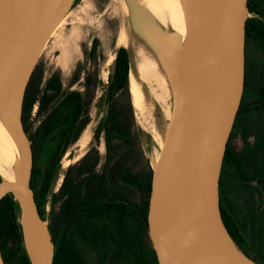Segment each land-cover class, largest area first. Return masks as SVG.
I'll list each match as a JSON object with an SVG mask.
<instances>
[{
    "label": "water",
    "instance_id": "water-1",
    "mask_svg": "<svg viewBox=\"0 0 264 264\" xmlns=\"http://www.w3.org/2000/svg\"><path fill=\"white\" fill-rule=\"evenodd\" d=\"M79 1L0 0V152L7 162L0 167L7 176L0 175V199L12 196L29 264H52L56 245L49 225L58 172L43 219L31 187L33 156L22 105L42 51ZM172 2L181 30L160 5L153 12L146 0H120V47L127 54L134 125L151 172L147 236L157 264H257L225 227L218 190L244 86L247 0ZM142 62L162 84L153 86L160 98L142 80ZM131 90L150 131L142 124ZM105 99L106 93L102 105ZM104 113L100 108L99 116ZM0 264H5L1 250Z\"/></svg>",
    "mask_w": 264,
    "mask_h": 264
},
{
    "label": "trees",
    "instance_id": "trees-1",
    "mask_svg": "<svg viewBox=\"0 0 264 264\" xmlns=\"http://www.w3.org/2000/svg\"><path fill=\"white\" fill-rule=\"evenodd\" d=\"M249 24V20L246 19L245 42L249 41L252 35L260 38L262 42L264 37L261 27L252 23L254 32H257L254 33L249 28ZM256 27H259V29H256ZM95 44L96 41L93 43L94 48ZM127 69V54L125 49L121 48L112 75L117 88L126 84ZM31 76L22 105L24 127L29 126L28 128H30L29 110L37 97L43 99L42 106L40 105L38 108L37 117L41 115L50 102L53 103V107L42 118L33 133L28 136L33 156L31 187L34 191L38 211L44 219V207L53 176L58 169L59 155L68 143L73 142L79 136L88 124L89 117L84 101L78 92H64L61 90L59 81L52 79L49 83L53 86L54 92L51 95L40 96L37 89V80L33 88H30ZM110 99L111 95L108 96L107 101L109 102ZM105 120L106 124L102 123L104 121L99 124L94 135L95 139L104 129L106 137L115 134L129 142L131 139V118L122 117L119 109L110 107ZM49 142H53L55 146L46 162L45 173L37 189L36 179L39 168L35 163L40 158L45 145ZM228 146L229 141L223 159L224 161L231 160V162H235L237 158ZM98 162L99 155L95 150H90L85 153L75 167L68 166L66 168L60 186L57 192L53 194L51 202L49 230L54 244L58 245L59 236L63 234L67 240L61 245V248L65 249L66 260H71L76 256L75 247L72 243L75 235L79 234L82 238L96 240L104 235L114 234L121 249L125 248L127 258L132 264H157L147 236L146 224L151 182L150 168L132 171L127 166L125 157L115 160L108 167V162H104L99 169L96 168ZM74 168L76 172H73ZM118 184H120V187H117ZM121 186L135 187L143 198V203L137 206L127 201L122 196ZM113 189L115 193H113ZM60 200L61 203H59ZM122 201H126L125 204ZM15 212L16 205L12 196L6 194L0 199V250L2 258L5 264H29L23 248L21 230ZM62 226L66 229H63L60 233ZM59 251L58 245L54 250L52 264H60Z\"/></svg>",
    "mask_w": 264,
    "mask_h": 264
},
{
    "label": "rangeland",
    "instance_id": "rangeland-1",
    "mask_svg": "<svg viewBox=\"0 0 264 264\" xmlns=\"http://www.w3.org/2000/svg\"><path fill=\"white\" fill-rule=\"evenodd\" d=\"M123 25L124 17L120 0H80L66 19L61 34L58 37L50 38L36 63V70L41 71L42 78H47L50 74H57L64 89L79 91L87 104V113L90 119L78 139L72 145L66 146L59 155L55 192L66 168L68 166L75 167L84 154L93 149L99 155L101 164L108 162L107 167L112 165L115 160L125 157L127 166L132 171L150 168L147 155L135 129L128 82L120 89L113 88L111 107L119 109L122 117L131 118V139L128 142L115 134L106 137L105 130H103L99 142L92 140L91 128L98 122L100 114L98 100L107 83V76L111 72L113 52L120 47L118 42ZM93 40H97L95 51H92L91 48ZM247 60V67L250 68L251 75L254 76L253 66L261 62L262 54L258 49L248 47ZM230 145L245 157L247 169L250 170L248 155L251 148L256 146L258 151L264 150V108L248 111L238 119L236 130L230 139ZM54 146L53 142L47 143L35 163L39 168L36 179L37 189ZM261 160L263 163L264 151ZM117 187H120V184ZM121 188L122 194L129 202L135 205L143 203V198L136 189L127 186H121ZM228 188L235 200L239 198L240 201L249 199L254 201L255 199L254 196L251 197L242 190L237 183L236 185L229 183ZM113 192L115 193L114 189ZM76 243L85 255L88 264H120L119 255L123 251L114 234L96 242L81 237L76 240ZM122 260L121 264H132L127 256L126 260Z\"/></svg>",
    "mask_w": 264,
    "mask_h": 264
},
{
    "label": "flooded vegetation",
    "instance_id": "flooded-vegetation-1",
    "mask_svg": "<svg viewBox=\"0 0 264 264\" xmlns=\"http://www.w3.org/2000/svg\"><path fill=\"white\" fill-rule=\"evenodd\" d=\"M247 7H248L247 19L249 20V23H250L249 28H251L252 31L254 32V29L252 28V23L258 24L263 31V37H264V0H247ZM256 29H259V27H256ZM254 33H257V32H254ZM94 41H96L95 48L93 47ZM96 45H97V40H93L92 47H91L92 51H95ZM248 47H254L258 49L262 54L261 62H259L256 66H253L254 67L253 71H255L254 76L251 75L250 68L247 67ZM121 48L122 47L118 48L117 50L115 49L113 52L114 57H112L113 62H112L111 72L107 76V79H108L107 83L103 87V92L98 100L99 108H105L106 114L104 113L102 117L99 116L98 124L92 134L93 142H99L100 134L104 130L103 129L99 133V136L97 139L94 138L95 132L97 128L99 127V124H101V121H104L102 123L106 124L105 118L107 115V111L111 107L113 88L120 89L123 87L122 86V87L117 88L112 79L114 64L116 62L117 55ZM245 69H246V75L244 79V86H243L241 101H240V105H239V108L237 110V113L234 119L233 127L231 129V132L228 138V141H229L228 148L235 155V157L237 158L239 162L237 160H235V162H231V160L224 161V159H222L221 170H220V175H219V189H218L219 196H220L219 204H220V211H221V217H222L223 223L228 229V231L230 232V234L232 235V237L234 238L237 245H239L242 251L248 257H250L253 261H255L257 264H264V216H263V213H264V162L261 163L262 161L261 158H262L264 150L258 151L256 146H253L251 148L249 155H248V159L250 160L251 167H250V170H248L246 166L245 157L243 155H240L230 145V139H231L232 134L236 130L238 119L248 111H255V110L264 108V39L261 42L260 38L256 37L255 35H252L250 40L245 42L244 73H245ZM31 75H32L31 76L32 80L30 82V88L31 87L33 88L34 83L37 80L38 81L37 89L39 90L40 96L51 95L54 92L52 89L53 86L50 85L49 83L52 79H57L59 81L62 91L67 92V93L68 92H78L79 93V91H77L76 89H64L57 74H50L47 78H42L41 71L36 70V65ZM106 87H107V91H105ZM105 93H106V99H105L104 104L102 105V97ZM109 95H111V99L108 102L107 98ZM42 101L43 99H40L39 97H37L36 101L30 107L29 115H28V121L31 122L30 128H28L29 126L24 127V130L28 134V136L29 134L33 133V131L36 129V127L38 126L42 118H44L47 112L49 111V109L53 107V103L50 102L49 105L45 107L46 109L43 110L41 115L37 117V111L40 105L42 106ZM84 105H85V108H87V104L85 101H84ZM78 137L73 142L68 143L67 146L72 145L78 139ZM228 141H227V144H228ZM102 164L100 163V158H99V162L96 168L99 169ZM234 179L242 190L246 191L251 197L254 196L255 198L254 201L253 199L252 200L249 199L246 201H240L239 198L237 200L232 198L231 190L228 188V184L233 183L236 185ZM131 188L136 189L135 187H131ZM122 196L127 200L124 194H122ZM122 202L123 204H125L126 201H122ZM59 203H61V200L59 201ZM137 206H140V205H137ZM63 229H66V228L62 226L60 233L63 231ZM108 237L109 235H104L102 237H99L96 240L92 238V241L96 242L98 240H102V239L104 240ZM59 238L60 240L58 241V245L60 248V251H59L60 264H88L85 258V255L83 254L81 249H79L76 243V240L81 238L79 234L75 235L74 240L72 241L75 247L76 256L74 257V259H71V260H66L65 249L61 248V245H63V243L67 240V238L63 234L59 236ZM58 245H56V247ZM122 251L123 252L120 253L121 256L119 255L120 264H121V260L122 259L126 260V256H127L125 253V248L124 249L122 248Z\"/></svg>",
    "mask_w": 264,
    "mask_h": 264
},
{
    "label": "bare ground",
    "instance_id": "bare-ground-1",
    "mask_svg": "<svg viewBox=\"0 0 264 264\" xmlns=\"http://www.w3.org/2000/svg\"><path fill=\"white\" fill-rule=\"evenodd\" d=\"M147 1V4L148 6L150 7V9L154 12L156 10V8L160 5L161 9L162 10H165L167 12V14L170 16V17H174L173 21H172V25L178 29V30H181V26H180V22L178 20V17L177 16H174L175 13H176V6L174 5V3L172 2V0H146ZM70 15V14H69ZM68 15V16H69ZM68 16L60 23V25L57 27V29L53 32L52 34V38L53 36H56L58 37L62 30H63V26L64 24L66 23V19L68 18ZM54 40V39H53ZM59 41V40H58ZM120 45H123L124 44V37L122 34H120L119 36V42H118ZM73 45V44H72ZM71 45V47H72ZM112 56V55H111ZM114 57V56H113ZM152 68L150 66H148L145 62H142L139 64V72H140V76L142 78V80L150 85V88H151V91L153 92L155 98H160V95L157 94L155 92V87H161L162 84L160 83V81L156 78V76L153 74L152 72ZM132 93V97H133V104L134 106L136 107V110L138 111V115L140 116L141 118V121H142V124L143 126L146 128V130H152L151 129V125L147 122L146 120V117L143 113V110L139 104V101H138V98L136 97V95L133 93V91L131 90L130 91ZM162 108L164 110V112H167L166 108H165V105H164V100L162 98ZM88 130V128H87ZM90 136V135H89ZM82 138V137H81ZM84 141V140H83ZM80 142V141H79ZM85 142V141H84ZM83 143V142H82ZM85 145V144H84ZM83 150V149H82ZM6 160L3 158L1 152H0V167H1V164H6ZM0 175L3 177V178H6V173L4 172V170H2L0 168Z\"/></svg>",
    "mask_w": 264,
    "mask_h": 264
}]
</instances>
